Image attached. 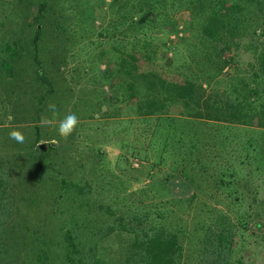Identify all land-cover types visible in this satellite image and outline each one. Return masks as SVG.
<instances>
[{
  "label": "trees",
  "instance_id": "trees-1",
  "mask_svg": "<svg viewBox=\"0 0 264 264\" xmlns=\"http://www.w3.org/2000/svg\"><path fill=\"white\" fill-rule=\"evenodd\" d=\"M14 8L24 15L29 9L34 12L22 25L16 17H7L12 26L0 31V55L3 56L0 58V72L9 68L8 82L14 88L35 85L36 91L30 98L33 112L29 117L32 120L39 119L45 109L43 106L48 104H55L59 118L64 117L66 95L64 97V92L56 93L58 89L53 74L63 71L60 65H63L64 56L54 51L44 60L38 54L47 25H55L73 34L70 44L76 43V51L87 52L92 59L107 62L106 67L97 68V78L108 82L109 88L114 90L107 96L109 99L126 102L131 97L137 99L139 107L135 112L138 124L158 122L156 118L174 106L180 115L227 119L233 123L264 127V46L256 29L264 27V0H16L10 7L12 14ZM47 10L54 22L44 18ZM179 10L187 13L182 23H177L174 18ZM102 11L107 12L111 19L102 26L95 25L94 20L101 17ZM24 28L27 33L22 34ZM181 30L190 34L180 36L178 32ZM157 31L163 34L162 37ZM93 32L99 38L95 43L98 51L85 40L86 33ZM170 33L174 34L172 40L169 39ZM181 41L186 47L174 55L183 59L169 61L168 73L161 75L148 67L155 60H164L167 50L176 48ZM124 44L126 49L121 48ZM256 45L262 47L258 52V70L249 72L250 69L246 71L245 66L240 67L238 61L254 57ZM230 65L231 71L225 72ZM20 68L23 71L18 79ZM221 76L228 78L223 85L219 83ZM215 83L218 89H210ZM106 91L100 87L96 97L84 99L79 96L73 100L72 110L77 111L75 108L80 105L86 108L95 107V103L100 105ZM224 109H229V112L223 113ZM151 115H154V121L148 124L145 116ZM137 127L139 129L134 130L131 144L152 145L156 124L146 134ZM44 130L49 135L43 142L44 148H40L35 143L44 135ZM30 133L32 139L29 142L19 143V147L10 152L9 159L6 155L7 160L0 161V244L3 238L14 240L24 256L19 258L17 253L7 251L0 255V259L5 258L0 264H30L32 258L40 256L43 264H49L50 252L59 255L61 251L59 259L55 258L59 264H186L183 261L184 237L188 247L197 250L194 257L197 264L229 263L227 257L220 261L221 242L229 233L217 226L219 220L222 222L223 214L208 208L203 216L211 223L201 217L186 227L176 224L168 228L162 221L164 213L153 209L149 224L141 227L150 210L140 208L131 212L132 221L124 223L118 219L114 222L105 213L113 214L116 210L121 214L128 212V208L114 205L121 200L120 196L114 194L105 201L94 199L90 194L93 191L100 193L102 184H106L109 191L106 173L102 170L97 176L91 173L88 181L83 176L84 163L74 160L72 163L81 168L79 175L70 171L72 176L65 174L69 168L66 161H71L73 148L80 140L88 138H79V134L73 132L65 140L55 127L42 129L39 123ZM91 147L95 153L97 148ZM133 151L131 147L129 152H137ZM10 176H14L15 182L4 184V181L12 180ZM174 201L176 199L172 198ZM92 202L104 217L95 226L88 224V218L81 213L82 205L92 209ZM46 205L49 206L45 211L46 217L42 221L35 220L37 210L43 212ZM168 213H172L171 210ZM258 221L255 226H258ZM77 231L90 240L86 250L77 240ZM121 231H125L130 240L118 247L115 259L101 257L95 247L96 239ZM37 240L47 246L33 253L32 244ZM11 242L9 245H13ZM82 251H87L85 258Z\"/></svg>",
  "mask_w": 264,
  "mask_h": 264
},
{
  "label": "rangeland",
  "instance_id": "rangeland-1",
  "mask_svg": "<svg viewBox=\"0 0 264 264\" xmlns=\"http://www.w3.org/2000/svg\"><path fill=\"white\" fill-rule=\"evenodd\" d=\"M15 1L0 0V31L4 27L12 26V22L10 23L7 17H16L18 23L22 25L23 21L29 19L34 12L33 9H29L25 16L23 12H18L14 8L13 15L10 7ZM100 16L94 20L95 25L102 26L111 19L104 11L100 13ZM44 18L51 19V22L55 21L49 15V10L45 11ZM174 18L177 23H182V20L187 18V13L185 10H179L174 14ZM47 24L45 22V25ZM256 29L260 28L256 27ZM261 30L262 46H264V27ZM22 32V34L27 33L25 28ZM156 33L161 37L163 35L159 31ZM189 34L186 30L178 32V35L183 37ZM42 35L44 38L38 48L40 58L46 60L50 54L55 53L54 51L64 56L63 65H60L63 71L53 73L58 89L56 93L64 92V97L66 95L64 116L75 113L79 123L73 132L79 134V138L82 136L88 138L80 140L76 148H73L71 161H66L69 168L65 174L72 176L70 173L72 172L79 175L81 168L77 167V163H72L74 160L84 163L83 176H86L88 181H90L91 173L95 176L101 170L102 173H106L109 191L107 192L106 184H102L100 193L93 191L90 194L94 199L102 198L105 201H109L114 194L120 196L121 200L114 205L119 208H128V212L121 214L119 210H116L113 214L105 213L114 222L119 219L128 223L132 221L131 212L145 209L150 210L142 222L141 227H145L154 215L153 209H156L164 213L162 221L168 228L176 224L186 227L201 217L209 224L211 220L203 215L205 210L213 209V212L215 210L218 214H223L222 222L219 220L217 226L225 233L229 232L221 242L220 261L222 257H227L228 264H264V127L233 123L227 119L210 120L180 115L177 113V107L174 106H170L166 113L159 115L156 118L158 122L149 124L154 121V115H151L145 116L149 125L142 123L143 119L140 120L141 124H138L135 112L139 107L137 99L131 97L128 102L109 99L107 96L114 90L109 88L108 82L97 78V68L106 67V61L101 59L96 61L97 59H92L87 52L76 51V43L70 44L73 34L55 25H47ZM74 36H77V33H74ZM97 36L95 32L85 35V40L89 41V46L92 45L95 51H98L95 45L99 40ZM173 36L174 34L170 33L169 39H174ZM121 43H124V40ZM180 43L176 48L167 50L164 60H155L148 67L157 70L161 75L168 73L169 61L183 59L179 55H174L186 47L183 41ZM121 48L126 49L125 44ZM261 48L260 45H256L254 57L238 61L239 66H245L246 71L250 69L249 72L258 70V60H260L258 52L262 50ZM1 57L3 56L0 55ZM231 66L227 67L225 72L231 71ZM8 69L5 68L0 72V161L7 160L6 155L9 159L10 152L19 147L18 142L9 138L12 130L22 132L24 141L27 143L32 139L30 132L34 125L38 124L42 117L50 116L47 107L43 106L45 109L41 112V117L37 120L30 119L29 114L33 112V102L30 98L36 91L35 85L22 86L24 89L14 88L8 82ZM22 71L20 68L18 79L22 76ZM219 78L220 85L228 79L226 76ZM216 83L212 84L210 89L217 90ZM100 87L107 89L100 105L97 106L95 103L93 108L80 105L74 107L77 111L72 110L74 99L79 96L84 99L96 97L97 89ZM205 88L207 89L206 86ZM48 101L50 102V98ZM227 112L229 109H224L223 113ZM10 114L14 119L8 120ZM154 124L156 127L152 135V145L147 143L133 146L131 144L134 130L139 129L137 126L141 127L142 132L146 134ZM41 128L45 129V127ZM48 135L44 130V135L39 137L35 145L45 142ZM50 140L55 141V139ZM91 145L97 148L95 153ZM131 147L134 149L133 152L137 151L135 152L137 154L129 152ZM10 177L13 181L3 183L7 185L15 182L14 176ZM91 184H94L93 181ZM96 190L99 191L100 187L97 186ZM172 198L176 201L172 202ZM46 207L43 212L37 210L35 220L42 221L46 217L45 211H48L49 206L46 205ZM97 207L95 202H92V209H88L85 205L81 208V213L86 215L88 224L92 226L104 218L101 210L95 209ZM165 210L168 212L171 210L172 213ZM256 220H259L258 226H255ZM36 225L38 223H35ZM232 228L235 230L233 231ZM77 235V240L83 250H86L90 240L79 231ZM129 240V235L125 231L118 234L110 232L97 238L95 247L101 257L115 259L117 255L115 253L119 251L118 247H122ZM182 240L183 261L187 262L186 264H197L194 260L196 248L188 247L186 237ZM1 241L0 255L10 251L17 253L19 258H24L21 247L17 246L14 240L7 241L3 238ZM11 241L13 245H9ZM42 246L46 247L47 244L43 245L37 240L36 244H32L33 253L40 251ZM46 250L49 251V248ZM50 253L52 257L47 259L49 264L55 261L56 257V260L59 259L62 251L59 255ZM86 253L87 251H82L83 258ZM4 259V257L0 259V263ZM31 260L30 264H43L42 256ZM52 264L59 263L55 261Z\"/></svg>",
  "mask_w": 264,
  "mask_h": 264
},
{
  "label": "clouds",
  "instance_id": "clouds-1",
  "mask_svg": "<svg viewBox=\"0 0 264 264\" xmlns=\"http://www.w3.org/2000/svg\"><path fill=\"white\" fill-rule=\"evenodd\" d=\"M261 29H257V35H260ZM47 111L50 116L42 117L39 121L41 127H55L58 135L63 139H67L75 130L79 123L78 117L75 113L65 115L62 119L59 118V109L55 104H48ZM9 119H14L9 115ZM9 138L15 140L18 143L24 142V135L19 130H12L9 133Z\"/></svg>",
  "mask_w": 264,
  "mask_h": 264
},
{
  "label": "water",
  "instance_id": "water-1",
  "mask_svg": "<svg viewBox=\"0 0 264 264\" xmlns=\"http://www.w3.org/2000/svg\"><path fill=\"white\" fill-rule=\"evenodd\" d=\"M40 148H44V143H39Z\"/></svg>",
  "mask_w": 264,
  "mask_h": 264
}]
</instances>
